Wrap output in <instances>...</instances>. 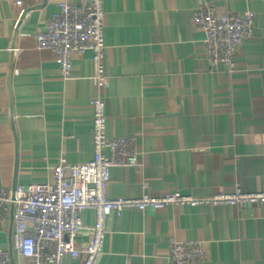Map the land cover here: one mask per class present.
I'll list each match as a JSON object with an SVG mask.
<instances>
[{"label":"crops","instance_id":"obj_1","mask_svg":"<svg viewBox=\"0 0 264 264\" xmlns=\"http://www.w3.org/2000/svg\"><path fill=\"white\" fill-rule=\"evenodd\" d=\"M78 0H0V190L52 183V170L92 159L91 100L97 94L91 53L74 55L69 77L35 36ZM17 3H20L18 5ZM108 138L131 142L139 168H113L107 196L146 193L211 197L264 193V0H103ZM217 16L252 12L253 34L228 74L204 58L196 8ZM85 229L94 213L81 215ZM97 264H164L171 241L205 244L198 264H264V206L126 210L106 219ZM9 217L0 250H9ZM91 236L84 230L75 247ZM63 264H81L69 258Z\"/></svg>","mask_w":264,"mask_h":264},{"label":"built area","instance_id":"obj_2","mask_svg":"<svg viewBox=\"0 0 264 264\" xmlns=\"http://www.w3.org/2000/svg\"><path fill=\"white\" fill-rule=\"evenodd\" d=\"M20 5V3H17ZM254 14L217 16L211 7L196 8L192 24L204 34V58L210 66H220L228 74L236 71L234 58L241 44L251 38ZM103 0L58 3L44 31L35 36L38 50L48 51L63 79H67L74 55L91 53L97 94L91 100L92 159L80 165H58L52 170V183L16 186L0 190V219L9 217L13 232L9 250L29 264H63L69 258L81 264H97L106 238V219L126 210L143 212L167 207L264 206V193H243L238 186L231 194L211 197L185 196L178 192L161 197L144 193L135 199H110L107 188L113 168H139L135 148L124 138H108L106 104L101 90L104 75ZM94 213V223L85 229L81 215ZM88 230L90 240L75 247L80 233ZM205 244L199 241H171L164 264H198L205 260ZM0 264H11L9 251L0 250Z\"/></svg>","mask_w":264,"mask_h":264}]
</instances>
